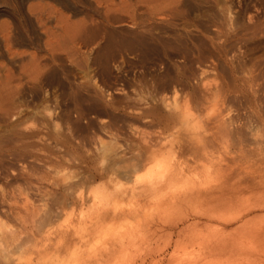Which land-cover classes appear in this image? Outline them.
<instances>
[{"label": "rangeland", "instance_id": "374dc122", "mask_svg": "<svg viewBox=\"0 0 264 264\" xmlns=\"http://www.w3.org/2000/svg\"><path fill=\"white\" fill-rule=\"evenodd\" d=\"M229 66L239 71L236 77L254 76L253 88H258L253 105L228 101L230 115L237 110L243 117L238 120L246 125L242 146L249 149L252 132L264 140V0H0V223L8 232L3 234L7 242L1 243L7 244L5 252L31 241L37 258L79 264L77 255L86 256L80 251L84 244H75L70 252L53 247L58 226L68 224L64 221L71 212L78 218L96 211L72 207L71 195L111 187L106 178L97 177L107 168L97 151L99 138L109 139L102 126L108 119L102 114L105 103L111 100V114L120 116L109 130L126 132L120 143L127 151L134 142L130 123L122 120L125 111H133L126 103L143 94L148 109L156 95L170 96L175 84L181 93L183 85L174 81L180 72L194 86L216 77L237 90ZM106 202L118 215L97 222L100 237L134 228L116 244L109 264H128L132 255L150 253L148 249L156 254L137 258L135 264H166L173 253L157 254L166 241L131 249L132 239L146 230L137 227L136 198ZM152 209L146 203L140 215ZM85 224L81 220L75 230L81 232ZM38 226L44 227L39 234ZM7 261L0 259V264Z\"/></svg>", "mask_w": 264, "mask_h": 264}, {"label": "bare ground", "instance_id": "6f19581e", "mask_svg": "<svg viewBox=\"0 0 264 264\" xmlns=\"http://www.w3.org/2000/svg\"><path fill=\"white\" fill-rule=\"evenodd\" d=\"M228 70L237 90L230 87L229 82H219L215 76L214 81L201 83L200 79V85L194 86L184 80L185 75L180 72L182 75L179 73L174 81L178 78L183 85L181 93L176 84L173 85L170 96L160 93V97L156 95L157 98L149 101L150 106L153 105L151 109L144 106L147 101L143 94L126 103L124 107L133 111H125L122 120L130 123L128 127L134 142L127 151L120 143L127 136L126 132L113 134L109 130L120 116L111 114L113 103L110 99L105 103L102 114L108 119H103L102 126L109 139L99 138L97 151L107 168L97 177L106 178L111 187L93 195H85L80 189L68 198L72 207L78 204L95 207L96 211L78 218L71 217V212L68 222L67 219L64 221L68 224L56 229L59 237L53 247L55 250L70 252L75 244L81 243L85 248L80 251L86 256L77 255L79 264H109L114 259L116 244L123 243L134 228H126L113 237H100L97 222L118 215L106 199L129 195L138 201L139 208L134 215L137 227L139 230L146 227L132 239L131 249L137 244L166 241L157 251L163 256L173 253L166 259V264H264V140L253 130L254 134H249L252 148L242 146L246 125L238 123L243 118L239 111L235 110L234 117L230 115L232 108L228 103L238 101L239 105H251L253 100H258L255 96L258 88H253L254 76L239 78L235 67L229 66ZM200 72L204 74L205 71ZM161 86L163 90L167 89L164 83ZM260 115L256 108L253 116L258 118ZM246 129L249 130V126ZM146 203L153 204V209L141 216L140 211ZM125 214L124 211L121 215ZM81 220L86 226L80 232L75 226ZM3 227L0 223L1 260H8L9 264H38L41 261L56 264L55 260L58 261L47 256L37 258L38 252L31 248V241L17 243L13 252L6 253L7 244L1 243L7 237L3 234L8 232H4ZM43 228L38 226L37 234ZM111 238L115 242L110 241ZM148 250L150 253L143 250L140 255H132L128 264L156 254ZM204 257L211 259L204 260Z\"/></svg>", "mask_w": 264, "mask_h": 264}]
</instances>
